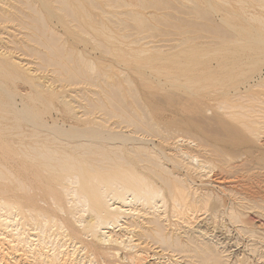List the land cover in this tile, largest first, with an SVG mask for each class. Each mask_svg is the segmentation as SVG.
I'll use <instances>...</instances> for the list:
<instances>
[{
    "label": "rangeland",
    "instance_id": "374dc122",
    "mask_svg": "<svg viewBox=\"0 0 264 264\" xmlns=\"http://www.w3.org/2000/svg\"><path fill=\"white\" fill-rule=\"evenodd\" d=\"M0 61V264H160L138 251L161 225L179 264H264V0H0ZM32 120L117 139L89 140L96 168L156 174L147 188L165 199L139 213L126 184H103L125 215L110 231L73 204L66 182L63 206L37 190L35 199L70 210L81 236L66 237L59 218L37 225L19 210L20 133L27 154L84 149L31 136ZM127 221L141 226V242Z\"/></svg>",
    "mask_w": 264,
    "mask_h": 264
},
{
    "label": "bare ground",
    "instance_id": "6f19581e",
    "mask_svg": "<svg viewBox=\"0 0 264 264\" xmlns=\"http://www.w3.org/2000/svg\"><path fill=\"white\" fill-rule=\"evenodd\" d=\"M41 45H43V44H41ZM47 49L51 50L50 48H47ZM56 64H57V62H56ZM4 68H6L5 67V63L0 61V70H3ZM8 69H12V68L10 66H8ZM190 83H191V87H192V85L195 82H191L190 81ZM0 90H2V88ZM7 94L9 95L8 91H7ZM9 96H12V94L9 95ZM10 99H11V97H10ZM24 112H27V111H24ZM22 113L21 114L19 113V116L25 114V113H23V114ZM28 118H24V119L28 120ZM27 120H26V122H27ZM32 121H33L32 122L33 124L31 126V136L36 137V136L41 135L42 133H45L46 136L54 137L55 139H53V140H55L57 142L58 141L59 142L60 141L61 142H68L66 144L70 145V146H71V144H80L79 147H75L76 145L73 146L75 150L76 149H84V152H81L80 154H74V153L69 154L68 153L65 156H60L58 154L59 151L55 152L54 150H50V148L49 149L46 148V150L40 151L41 150L40 148H39L40 150H37L32 145H30V147L32 148L33 151H30L29 154H27L26 152L23 151V140L25 138V133L24 132L20 133V135H19V138H20L19 139V144H20V164H19V171L17 173V180H18V187H17L18 188V195H17V198L20 201L19 210L21 211V213H24L25 211L29 212L31 214V217L35 219L34 221H35V223L37 225H40L41 222H43V221H48L49 222V219H52V218H54V219L59 218L60 219V221H59L60 224H62V226L65 228V230L67 232L68 236H66V237H68L70 240H73V236H81L80 235L81 232H78V229L74 225L71 224V221H70L71 217H75V216L72 215V212H70V210H66V208L62 207L64 215L60 216V213L62 211L58 214L59 211L56 212L57 210L54 211L52 208H51L52 210L50 208L49 209L42 208V207L37 205V202H36V199H35L36 190H37L42 195L43 200L45 202H47V203L48 202H52V203H54L56 205L61 204L63 206L62 203L64 202V200H63L62 196L58 193L57 189L58 188H62V187L64 188L66 186V182H70L73 185H76V188L73 191L74 192L73 195H74V198H75V201H73V204L77 205V206H81L83 209H85L87 207V209H88L87 212L90 214L92 220L95 219L96 221H98L97 224H99L100 226H103V229H107V230L109 229L110 231L113 230L112 228L115 227L119 223L118 221L120 220V218L125 217V215H123L124 212L122 211L121 208L112 209L110 207V205H108V203L106 202V195L107 194H105L104 192L102 193L101 189H100V187L103 184H110L109 185L110 188H113V187L116 186L114 184V182H120V183L126 184L128 188L127 189L124 188L123 189L124 191L121 192V193L123 195H130L131 194L134 197V199L136 200V202H139L140 208H138V205H135V207L133 206L134 208H136L135 211H139V213L144 211L145 210L144 208L149 207L150 205H152L153 202H156L158 199H160V198L165 199V194L162 193V190H159L160 192H158V194H157V193H154V192L150 191V189L147 188V184L149 182H150V184L151 183L157 184L156 183L157 182V180H156L157 175L156 174H155L156 177L153 178L152 176H149L146 173V170H144V172H140V171L133 172V171H130L128 173H115V172H113V170L108 169V168H103V167H99V166H98L99 167L98 169L96 168V166L94 164L99 162V161H98V159L95 158V155L97 156L98 154L96 153V150H94V148H93L94 147L93 143H89V140H91V139H95V140L99 139L100 141L101 140L102 141L106 140V141L110 142V141L117 140V139H113V138H111V136L109 138H107V139H103L101 133H97L94 130H89V129L87 130L86 129V130H76V131L70 130V131H68L66 129H63L61 126L60 127L59 126L48 127L47 124L35 122L34 120H32ZM28 123H31V121L28 122ZM44 129L46 130V132L42 131ZM64 137H66V139ZM83 144H88L89 146L86 147ZM38 152H39V154L36 156V154ZM43 152H46L48 154V156L51 155L50 157H48L44 161L42 160L43 157H44L43 154H46V153H43ZM87 155H93V156H88V158H83V159L79 158V156L83 157V156H87ZM99 156H101V155H99ZM108 160H106V161L113 162V160L110 161L111 159H108ZM126 164H128L131 167H135V168H136V165H137L136 161L133 160V159H131V161L128 162V163L125 162V165ZM158 178H160V177H158ZM1 179H2V176H1ZM160 180H161V178L159 179V181ZM163 181H164L165 185H167L169 187V182L165 181V180H163ZM161 183H162V181H161ZM121 185H123V184H121ZM167 186H165V187L167 188ZM261 189H263V186H262ZM168 192L172 194V191L170 190V188L167 189V193ZM104 195H105V197H104ZM115 195H116L115 196L116 198L120 197L119 194H115ZM173 198H172V200H173ZM119 199H121V198H119ZM24 201L26 203H23ZM122 201L124 203H126L127 199L125 200V198H123ZM175 207H176V205H175ZM214 209H213V211H214ZM216 210H219V209H216ZM210 211H211V209H210ZM78 212H79V209H78ZM34 213L35 214L36 213H40L41 214L40 218H38V216H33ZM210 214L211 215H213V214L216 215V213H214V212H213V214L212 213H210ZM213 217H214V215H213ZM213 217H211V218H213ZM212 220H214V218ZM208 221H209V219H208ZM208 221H207V223H208ZM238 221H236V222H238ZM48 222H46V223H48ZM109 222H111V223H109ZM150 222H151V220H150ZM150 222L149 223L147 222V224H149V225L156 224V226L161 225V224H158V222H155V221H153L155 223H152V222L150 223ZM203 224H205V222ZM105 225H106V227H105ZM121 225H122V227H124V231L126 230L127 232H129V234H132L133 238H137L136 242H141L142 241V238H140L136 234V230H135L137 228H140L141 226L136 225L135 223L128 222V221L126 223H124V224H121ZM161 227H162V225L160 226V228ZM160 228L156 227L155 229H152V228L151 229H147L146 232H145L146 235L143 232V234L146 236V238L143 237L144 238V242H142V244H144L145 247L143 249L141 248L138 252H142V254H146V257L148 255V257L155 258L154 260L159 261L160 264H179V262L175 259L176 257L173 256V254L172 255L165 254V252L166 251L168 252L169 249L164 247V245H165L164 244V240H165L166 236L162 235L164 230L163 231H161V230H162L163 227L160 230L161 232L158 230ZM216 228L217 227H215V229ZM138 230H142V229L140 228ZM220 230H221V228H220ZM218 232H219V230H218ZM110 233H112V232H110ZM196 234H199V238L200 237H204V236L206 237V235H204V234H202L204 236H201V233H196ZM205 234H206V232H205ZM119 235L116 236L117 239L115 238L114 241L110 242V247L109 248H105V249H107V250H116V248L113 247V244L119 245L120 244L119 241H120L121 237L124 236V235L123 236H119ZM207 235H209V234H207ZM187 240H188V237H187ZM192 241L193 240L191 239L190 243ZM231 241H229V242H231ZM234 242H235V240H234ZM234 242L232 241L233 244H234ZM176 243L178 244V242H176ZM225 243H226V241H225ZM186 244L187 243H185V247L187 246ZM229 245H231V243ZM235 245H238V244H235ZM137 247L138 246H136V247L131 246V249L134 250V249H137ZM187 247H186V250H184V246H183V250L185 252L187 251V249L189 250V248H187ZM227 248H228V246H227ZM176 250H178V249H176ZM199 250H201V249H199ZM224 250H226V249H224ZM227 250H229V249H227ZM231 250H233V249H231ZM180 251L181 250H179V252ZM192 252L193 251H191V253ZM234 253H236V252H234ZM187 254H190L189 251H187ZM126 255L127 256H131L132 253L129 252ZM131 263H132V261H131Z\"/></svg>",
    "mask_w": 264,
    "mask_h": 264
}]
</instances>
